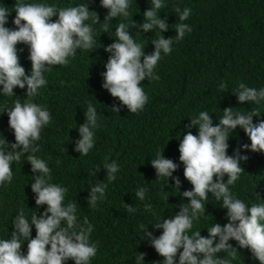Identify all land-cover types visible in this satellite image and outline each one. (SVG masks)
Instances as JSON below:
<instances>
[{"label":"trees","instance_id":"obj_1","mask_svg":"<svg viewBox=\"0 0 264 264\" xmlns=\"http://www.w3.org/2000/svg\"><path fill=\"white\" fill-rule=\"evenodd\" d=\"M37 2V0H26ZM60 7L75 6L88 3L89 9L95 11L100 23L94 25L96 30V49L78 50L68 66L56 65L45 73L48 85L40 89V94L34 102L49 108L52 122L41 134L40 151L36 155L45 159L52 168L53 182L69 187L66 201L76 200L78 211L94 225L92 240L99 241L97 255L91 264H136L135 257L144 253L142 264H157L163 257L157 253L150 241L138 235V226L148 225V230L158 236L162 229H156L153 224L157 218L171 217L180 210L182 202L190 198L183 197L184 190L193 185L184 176V166L179 161V143L188 131L197 134V127L185 128L190 122V116L199 111L207 110L213 118V123L223 115V109L233 107L234 111H251L259 107L264 112V104H242L238 101V82L243 81L250 87H264V0H167L160 15L167 16L169 28L163 35L175 36V25L180 23L175 7L181 9L190 7L191 16L183 21L192 27V32L185 38L174 42L173 51L159 61L156 71L159 80L142 81V87L149 96V102L138 113L129 112L126 106L119 113L111 108L119 104L102 87L101 73L106 71L105 63L110 55L104 45L113 43L115 37L109 31H103V24H110V31L124 20L123 17L104 21L108 9L100 4V0H47ZM17 0H0V6L9 8L6 26L15 28L13 18L16 15ZM150 7V0H132L130 13L137 24L144 20V11ZM57 17H52L55 20ZM91 21H86L90 23ZM132 23V15L127 18ZM140 31V32H139ZM138 42L147 41L144 51L154 50L151 40L158 38L156 31L132 27L129 29ZM101 33V34H100ZM20 63L26 73L31 69L28 59V46L18 43ZM63 81L64 83H61ZM227 84L228 89L218 90L219 83ZM17 97L27 99L26 86L14 89ZM15 96H0V104L11 105ZM91 101L98 109V120L101 125L96 130V144L87 156H80L74 150V143L79 138L78 127L85 122L84 111ZM264 119L253 117V122ZM7 112L0 114V136H5L8 142H15L14 130L9 127ZM178 139L177 137H179ZM229 155L234 153L244 143H250L246 132L240 128L233 130L229 138ZM164 148V149H163ZM166 158L173 159L180 167L173 173L181 180L180 188H175V181L169 178V183L161 186L156 171L150 161L157 151H162ZM248 159L241 161L244 172L236 184L231 185L233 193L241 199L260 202L264 200V150L252 151L240 149ZM116 160L120 165L115 181H108L106 169L101 166L97 176L89 174L90 170L105 160ZM14 179L10 185L0 187V238H10L13 230L12 220L21 208L28 218L38 211V215L46 205L36 208L34 193L31 190V164L22 157L20 163L13 164ZM215 178V177H214ZM225 181L227 175H225ZM108 183L107 199L99 202L95 209L88 206L87 187L97 182ZM140 186H147L149 192L144 202L135 196ZM168 196V200L164 197ZM206 203L207 217L194 224L193 231L201 230V235H207V227L215 222H228L226 209L209 193ZM151 201L158 213L153 216L143 211V204ZM127 203L138 207L136 214L127 212ZM203 228V229H202ZM36 235L33 225L32 236ZM237 251L233 264H260L253 256L250 248L241 247L235 239L229 241ZM22 251H27V241L22 244ZM226 256V252H221ZM67 264H75L69 260Z\"/></svg>","mask_w":264,"mask_h":264},{"label":"clouds","instance_id":"obj_2","mask_svg":"<svg viewBox=\"0 0 264 264\" xmlns=\"http://www.w3.org/2000/svg\"><path fill=\"white\" fill-rule=\"evenodd\" d=\"M100 4L108 9L104 21L124 18L116 26L114 34L110 31L109 23L103 24V31H109L115 40L104 45L110 55L105 63L106 71L101 73L102 87L120 101L112 106L114 112L119 113L120 108L126 106L129 112L138 113L149 102L141 82L160 79L156 71L159 61L172 53L174 42L183 40L193 30L190 24L183 22L191 16L192 9H181L179 5L175 7L174 12L181 22L175 25L176 35L166 38L163 33L169 24L167 16L162 17L160 12L166 7L167 0H150V7L144 11V20L139 24L129 11L132 0H100ZM14 8L16 15L13 24L17 27L12 28L6 26L9 8L0 6V96L16 97L11 105L0 104V114L7 112L9 127L14 130L15 137V142L10 143L3 134L0 136V187L13 182V164L20 163L22 157L26 156L33 173L31 190L36 208L46 207L39 215L38 211L33 212L30 219L23 208L15 215L10 238H0V264H67L70 259L75 264H91L99 249V241L92 240L94 225L86 216L81 221L76 200L65 202L69 187L53 182L49 163L36 155L40 151L37 142L41 140L42 131L53 118L49 108L34 102V98L40 94L41 88L48 85L45 73L51 71L53 66H68L78 50L96 49L94 25L101 21L98 14L89 9L88 3L60 7L47 0H17ZM130 15L131 24L126 22ZM54 16L57 17L55 20L52 19ZM132 27L158 33V38L151 40L154 45L152 52L144 51L147 41L138 42L130 34ZM18 43L28 46L31 69L27 73L20 63L18 53L23 49L17 47ZM17 86L21 89L26 86L24 97L27 99L16 96L14 89ZM227 89L226 83H219L218 90ZM234 93L241 104L245 101L257 106L264 104V87H250L240 81ZM262 113L259 107L248 112L226 107L215 124L207 110L190 116L185 128L196 126L197 134L188 131L182 139L180 135L177 137L180 139L179 161L183 163L184 176L193 185L191 189L184 190L182 196L190 199L182 202L180 210L171 217L157 218L156 222L149 223L156 229H162L160 235L149 231L148 225L141 223L138 226V235L149 240L163 257L157 264H233L238 254L229 242L231 239H235L241 247L250 248L253 256L264 264V200L256 193L254 195L260 202L241 199L230 187L245 171L241 161H246L248 156L242 154L240 149L264 150V119L253 122V117H260ZM84 115L85 122L79 125V138L74 143V150L80 156H87L93 150L96 130L101 127L98 109L91 101ZM238 126L246 132L251 142L242 144L229 155L228 141ZM150 163L162 187L172 178L175 188H180V178L173 175L180 164L166 158L163 150L157 151ZM101 166L106 169L108 181H115L121 165L114 159L105 160L91 169L89 174L97 176ZM107 189L108 183L104 181L90 184L86 197L88 206L95 209L99 202L106 200ZM148 192L147 186H140L135 196L144 202ZM209 193L226 209L228 222H215L207 227V235H201V230L193 231V228L194 224L207 217ZM168 196L164 198L168 200ZM139 210L127 203V212L136 214ZM143 211L158 217L150 200L143 204ZM33 225L36 229L34 237ZM25 241L26 253L21 247ZM222 251L227 255L221 256ZM135 261L142 264L144 253L136 256Z\"/></svg>","mask_w":264,"mask_h":264}]
</instances>
